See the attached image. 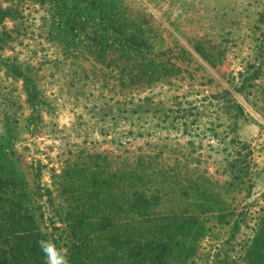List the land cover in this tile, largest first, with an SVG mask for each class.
<instances>
[{"label":"rangeland","instance_id":"374dc122","mask_svg":"<svg viewBox=\"0 0 264 264\" xmlns=\"http://www.w3.org/2000/svg\"><path fill=\"white\" fill-rule=\"evenodd\" d=\"M60 1L28 2L22 18L8 21L14 40L3 55L30 67L46 101L37 126L28 122L23 82L0 67V160L26 190L43 231L66 249L55 227L69 207L67 169L106 155L115 172L143 156L155 189L179 195L181 182L198 183L223 203L224 220L215 210L202 216L207 234L186 264H249L245 245L264 210V0H87L99 9L84 8L76 23L78 3ZM113 11V26L137 25L153 53H165L181 73L150 85L132 79L139 65L120 52L119 34L110 36L114 53L91 56L89 17L107 37L111 26L101 18ZM198 46L217 63L197 54ZM145 97L153 102L140 106ZM239 159L250 165L247 184L232 174Z\"/></svg>","mask_w":264,"mask_h":264},{"label":"trees","instance_id":"16d2710c","mask_svg":"<svg viewBox=\"0 0 264 264\" xmlns=\"http://www.w3.org/2000/svg\"><path fill=\"white\" fill-rule=\"evenodd\" d=\"M4 1L0 0V67L5 69L9 78L23 82L26 101L31 109L28 122L34 127L42 122L41 114L46 101L30 67L3 55L14 40V29L9 27L8 21L14 24L22 18L21 6L28 2L55 5L61 1L7 0L6 7ZM74 1L78 3L76 13L72 15L74 23L84 8L90 11L99 9L92 1ZM116 14L117 11H113L107 18H101L107 19L111 26L106 29L111 30V35L107 37L96 27L97 17L90 15L89 31L93 35L88 38V52L91 56L98 54L103 57L114 53L116 44L110 36L113 38V35L119 34L120 52L130 62L139 65L138 71L132 73V79L139 78L150 85L181 73L182 69L176 62L163 58L167 56L165 53L161 56L160 52L153 53L152 39L142 34L137 25L132 28L124 25L121 30L113 26ZM195 51L210 64L217 63L200 46ZM247 81L244 79V83ZM244 88L240 86L239 90ZM152 100L151 97L139 99L140 106L150 104ZM191 111L182 109L180 112L188 115ZM101 158L106 161L108 170L100 164ZM89 159L86 167L69 168L62 177L69 207L62 221L63 227H55V230L62 231L59 242H55H63L68 264H186L207 234L202 216L215 210L219 212V219L227 217L221 211L222 201L214 200L212 191L202 190L198 183L191 186L181 182L179 195H166L155 189L154 175L146 164L149 161L146 162L143 156L139 157L138 163L126 165L115 172L110 171L109 156L91 155ZM236 163L240 164L233 166L234 180L247 184L250 165L240 159ZM35 178L40 181L41 172L35 173ZM38 187L50 196L51 192L45 190L41 183ZM28 203L26 190L4 171L0 160V264H46L38 241L52 239L38 224ZM244 251L249 264H264V210L259 217L256 234L245 245Z\"/></svg>","mask_w":264,"mask_h":264},{"label":"clouds","instance_id":"9594fccd","mask_svg":"<svg viewBox=\"0 0 264 264\" xmlns=\"http://www.w3.org/2000/svg\"><path fill=\"white\" fill-rule=\"evenodd\" d=\"M38 244L46 257V264H68L66 250H58L51 240H40Z\"/></svg>","mask_w":264,"mask_h":264}]
</instances>
